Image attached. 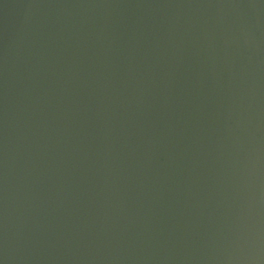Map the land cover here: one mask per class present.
Listing matches in <instances>:
<instances>
[{
	"label": "water",
	"instance_id": "obj_1",
	"mask_svg": "<svg viewBox=\"0 0 264 264\" xmlns=\"http://www.w3.org/2000/svg\"><path fill=\"white\" fill-rule=\"evenodd\" d=\"M0 264H264V0H0Z\"/></svg>",
	"mask_w": 264,
	"mask_h": 264
}]
</instances>
